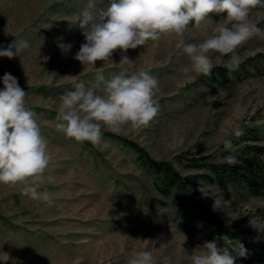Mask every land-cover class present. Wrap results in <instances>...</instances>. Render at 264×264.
<instances>
[{
    "label": "rangeland",
    "instance_id": "obj_1",
    "mask_svg": "<svg viewBox=\"0 0 264 264\" xmlns=\"http://www.w3.org/2000/svg\"><path fill=\"white\" fill-rule=\"evenodd\" d=\"M87 4L88 0H0V48L21 39L30 45L20 56L0 57V90L3 75L11 73L28 93L26 103L37 114L52 157L40 190L54 198L49 207L23 195L20 186L0 184V264H126L133 250L151 251L156 264L169 255L173 264H191L188 253L216 239L210 229L200 222L197 233L183 227V209L156 193L154 176L122 142L104 134L97 145L66 138L56 129L59 97L80 81L95 84L101 70L106 80L125 69L148 72L159 80L160 91L154 97L158 115L140 129L102 131L134 141L154 159H170L185 151L213 150L251 117L264 142V75L223 86H188L198 74L179 71L188 64L183 46L214 34L191 25L182 37H162L129 49L131 66L119 64V50L112 57L116 64L97 61L95 68L83 66L74 57L85 42L78 17ZM250 19L264 28L263 9H253ZM263 48L264 39L256 37L237 54L241 61ZM210 55L214 65H228L230 60V55ZM182 172L195 175L190 188L196 199L221 220L233 224L246 218L240 227L264 230V220L252 214L264 205L263 199L239 196L229 186L202 180V172ZM221 190L225 201L213 210L214 195ZM217 246L227 249L219 240Z\"/></svg>",
    "mask_w": 264,
    "mask_h": 264
},
{
    "label": "clouds",
    "instance_id": "obj_2",
    "mask_svg": "<svg viewBox=\"0 0 264 264\" xmlns=\"http://www.w3.org/2000/svg\"><path fill=\"white\" fill-rule=\"evenodd\" d=\"M257 7H264V0H109L107 4L101 0L100 6L97 0H88L78 17L85 42L74 58L83 66L95 68L97 61L116 64L112 57L119 50V64L131 66L133 61L126 55L129 49L162 37H182L191 25L197 31L211 29L214 34L203 42L183 46L188 64L182 65L179 71L184 75L195 72L210 77L215 67L210 53L230 55L228 66L235 69L240 63L237 49L252 38L264 39V28L250 19L251 11ZM224 13L226 16H222ZM213 14L221 18L214 20ZM29 46L26 40H15L0 48V57L20 56ZM2 83L0 184L20 186L23 195L51 207L53 194L40 189L52 157L37 114L27 105L28 93L19 86L15 76L5 73ZM159 91V80L142 70L125 69L107 80L102 70L98 71L95 84L87 86L80 81L75 83L74 90L60 95L56 129L76 142L97 145L102 140V128L119 132L125 126L146 127L158 115L159 105L154 97ZM231 135L238 139L244 130L236 127ZM223 149L230 154L223 156L221 163L235 166L238 159L233 154L231 139L223 141ZM214 197L213 210L222 208L223 191ZM228 242L233 245L235 256L228 249L219 248L216 239L197 246L191 254L186 253L191 264H235L238 257L247 256V249L239 240L234 244ZM162 260L163 264H173L170 255ZM126 264H156V261L149 250H133Z\"/></svg>",
    "mask_w": 264,
    "mask_h": 264
},
{
    "label": "trees",
    "instance_id": "obj_3",
    "mask_svg": "<svg viewBox=\"0 0 264 264\" xmlns=\"http://www.w3.org/2000/svg\"><path fill=\"white\" fill-rule=\"evenodd\" d=\"M264 10V7H257ZM226 14V13H224ZM264 75V48L242 59L239 66L230 69L228 65H215L211 76L198 74L188 86L203 85L206 87L223 86L226 82L243 80ZM251 117V121H243L239 127L244 130L240 138L230 136L235 148L238 163L235 166L221 163L223 156L230 153L224 151L223 142L211 151L202 149L198 153L181 152L170 159H154L146 150L134 141L121 135L103 131L105 136L114 138L137 153V160L147 172L154 176L153 188L156 193L168 198L174 207L183 209L182 226L191 232H199L197 222L210 229L212 237L233 252V245L228 242L239 240L247 249L246 257H238L236 264H264V230L240 227L245 222L228 224L221 220L208 206L196 199L190 188V178L195 175L184 174L183 170H195L200 179L213 182L218 186H229L239 196H252L264 200V142L259 126ZM164 205V200L157 199ZM264 220V205L257 207L252 213ZM227 237V239H223Z\"/></svg>",
    "mask_w": 264,
    "mask_h": 264
}]
</instances>
